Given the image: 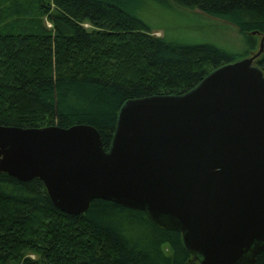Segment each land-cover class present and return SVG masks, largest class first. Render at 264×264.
Wrapping results in <instances>:
<instances>
[{"label":"trees","instance_id":"trees-1","mask_svg":"<svg viewBox=\"0 0 264 264\" xmlns=\"http://www.w3.org/2000/svg\"><path fill=\"white\" fill-rule=\"evenodd\" d=\"M143 1L232 25L243 56L257 51L264 34V0ZM135 3L0 0V126L88 125L106 150L124 101L182 94L235 60L209 43L151 36ZM254 64L264 75V43ZM0 264L196 263L178 233L143 212L93 199L84 214L69 216L37 179L0 173ZM252 264H264V251Z\"/></svg>","mask_w":264,"mask_h":264},{"label":"water","instance_id":"water-1","mask_svg":"<svg viewBox=\"0 0 264 264\" xmlns=\"http://www.w3.org/2000/svg\"><path fill=\"white\" fill-rule=\"evenodd\" d=\"M263 43L182 94L124 101L106 150L88 125L0 126V173L37 179L69 216L93 199L143 212L196 264H252L264 251Z\"/></svg>","mask_w":264,"mask_h":264},{"label":"rangeland","instance_id":"rangeland-1","mask_svg":"<svg viewBox=\"0 0 264 264\" xmlns=\"http://www.w3.org/2000/svg\"><path fill=\"white\" fill-rule=\"evenodd\" d=\"M140 19L150 28V35L167 41L186 44L209 43L232 55L235 60L243 56L241 36L230 24L204 16L197 11L165 8L132 0ZM86 29H89L85 26ZM234 60V61H235Z\"/></svg>","mask_w":264,"mask_h":264}]
</instances>
